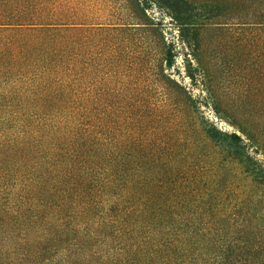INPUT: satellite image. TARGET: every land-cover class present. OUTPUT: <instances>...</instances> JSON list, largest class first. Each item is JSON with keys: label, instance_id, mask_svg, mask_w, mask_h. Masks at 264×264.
Instances as JSON below:
<instances>
[{"label": "trees", "instance_id": "obj_1", "mask_svg": "<svg viewBox=\"0 0 264 264\" xmlns=\"http://www.w3.org/2000/svg\"><path fill=\"white\" fill-rule=\"evenodd\" d=\"M78 1L0 0V169L34 201L47 264H259L254 204L218 213L216 190L146 119L142 94H113L126 106L115 123L82 88L100 71L110 79L124 28Z\"/></svg>", "mask_w": 264, "mask_h": 264}, {"label": "rangeland", "instance_id": "obj_2", "mask_svg": "<svg viewBox=\"0 0 264 264\" xmlns=\"http://www.w3.org/2000/svg\"><path fill=\"white\" fill-rule=\"evenodd\" d=\"M76 3L97 20L124 28L112 39L116 52L110 79L100 71L92 82L85 77L82 88L95 89L96 105L107 108L115 123L124 119L126 106L113 94L122 89L142 94L146 119L167 140L173 134L174 151L189 153L194 167L205 173L204 186L216 190L212 202L218 213L241 217L240 205L254 204L251 214H256L261 242L264 0ZM176 113L180 132L170 127ZM15 176L0 169V264H47L46 243L33 221L34 201ZM259 246V264H264V242Z\"/></svg>", "mask_w": 264, "mask_h": 264}]
</instances>
